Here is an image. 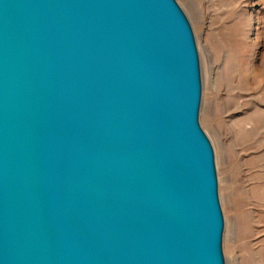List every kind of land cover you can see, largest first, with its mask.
Wrapping results in <instances>:
<instances>
[{"label": "water", "instance_id": "95a60500", "mask_svg": "<svg viewBox=\"0 0 264 264\" xmlns=\"http://www.w3.org/2000/svg\"><path fill=\"white\" fill-rule=\"evenodd\" d=\"M202 102L177 0H0V264H227Z\"/></svg>", "mask_w": 264, "mask_h": 264}, {"label": "rangeland", "instance_id": "374dc122", "mask_svg": "<svg viewBox=\"0 0 264 264\" xmlns=\"http://www.w3.org/2000/svg\"><path fill=\"white\" fill-rule=\"evenodd\" d=\"M177 1L200 53V122L215 149L226 263L264 264V0Z\"/></svg>", "mask_w": 264, "mask_h": 264}, {"label": "bare ground", "instance_id": "6f19581e", "mask_svg": "<svg viewBox=\"0 0 264 264\" xmlns=\"http://www.w3.org/2000/svg\"><path fill=\"white\" fill-rule=\"evenodd\" d=\"M251 61V60H250ZM252 63H254V62H252ZM254 66V65H253ZM243 67H244V64H243ZM255 67V66H254ZM252 68V67H251Z\"/></svg>", "mask_w": 264, "mask_h": 264}]
</instances>
